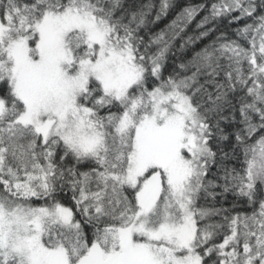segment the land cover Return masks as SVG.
I'll use <instances>...</instances> for the list:
<instances>
[{"label":"snow or ice","instance_id":"6c2138e0","mask_svg":"<svg viewBox=\"0 0 264 264\" xmlns=\"http://www.w3.org/2000/svg\"><path fill=\"white\" fill-rule=\"evenodd\" d=\"M0 264H264V0H0Z\"/></svg>","mask_w":264,"mask_h":264}]
</instances>
